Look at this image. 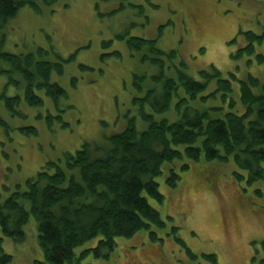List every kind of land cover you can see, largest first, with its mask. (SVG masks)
<instances>
[{"label":"rangeland","instance_id":"rangeland-1","mask_svg":"<svg viewBox=\"0 0 264 264\" xmlns=\"http://www.w3.org/2000/svg\"><path fill=\"white\" fill-rule=\"evenodd\" d=\"M37 4L41 13L24 7L0 32V55L35 54L43 49L49 53L44 60L51 63H59V57L74 59L62 62L63 74L52 75V82L66 91L67 98L57 107L39 92L44 105L38 108L25 103L23 89L9 83L5 72L10 68L0 62V97L5 94L22 100L17 115H11L0 101V116L8 125L7 129L0 127V193L4 199L47 164L63 161L65 153H75L86 143L105 144L112 135L125 131L130 119H136L140 131L148 127L133 103L144 96L137 93L134 77H150L158 69L143 63L141 54L131 53L127 40L132 37L157 40L159 49L176 51L187 65V74L197 80H201L199 72L214 66L227 79L235 74L239 81L253 76L264 82V65L258 64L255 55L234 58L248 45L246 32L264 36V0H57L52 5ZM105 43L111 45L105 48ZM115 52L120 53L119 58L110 56ZM256 54L264 55V42L256 45ZM216 86L212 82L206 94ZM240 98L239 82L234 81L229 101L236 102L238 114L246 110ZM220 101L190 105L204 110ZM49 115L61 116L68 127L58 120L49 127ZM154 116L158 121L179 119L174 108ZM26 128H35L38 134L22 133ZM180 166L176 165L181 176L176 188L167 185L166 167L157 179L163 204L149 199L166 226H153L132 239H116V248L107 260L89 256L82 264H213L204 259L211 255L217 264H261L264 197L258 190L262 183L248 184L247 172L238 169L232 159L225 163L203 157L198 163L190 162L186 172ZM236 174L244 180L239 181ZM24 231L23 243L0 235V255H11V264L43 261L33 217ZM97 244L98 239L77 249V256Z\"/></svg>","mask_w":264,"mask_h":264},{"label":"trees","instance_id":"trees-1","mask_svg":"<svg viewBox=\"0 0 264 264\" xmlns=\"http://www.w3.org/2000/svg\"><path fill=\"white\" fill-rule=\"evenodd\" d=\"M38 1L46 5L57 2L0 0V32L24 7L41 13ZM244 35L248 45L234 58L241 60L255 55L258 64L264 65V55L256 54V45L264 42V36L253 32ZM127 44L132 54H141L143 63L158 69L150 77H134L137 93L144 96L136 97L133 103L148 127L140 131L136 119H130L125 131L112 135L105 144L86 143L75 153H65L63 161L47 164L14 191L5 188L10 192L7 198L0 193V235L23 243L26 240L24 228L30 218L38 224V241L44 260L34 264H82L89 256L107 260L116 248V239H132L153 226L164 228L160 213L149 199L163 204L157 179L165 167L169 172L167 185L177 187L181 179L178 163H181L180 171L186 172L190 162L198 163L203 157L207 161L225 163L232 159L238 169L247 172L248 184L262 183L258 195L264 197V82L253 76L239 81L235 74L227 79L214 66L199 72L201 80H197L187 74V65L178 59V53L159 49L157 40L132 37ZM110 45L105 43L104 47ZM46 54L49 53L40 49L35 54L0 55V62L10 68L5 72L9 83L23 89L24 101L31 108L44 105L39 92H44L57 107L67 98L66 91L52 82V75L63 74V63L72 61L74 56L67 61L58 56L60 62L51 63L44 60ZM110 56L119 58L120 53ZM81 69L88 68L81 66ZM214 81L216 89L206 94ZM234 81L239 82L240 101L246 108L242 114L235 113L236 102L229 101ZM1 100L11 115L18 114L22 102L19 96L8 98L3 94ZM219 101L221 104L204 110L190 105L194 102L198 107ZM228 101L229 109L226 108ZM172 108L179 116L177 121L156 120L154 115L166 114ZM54 120L68 127L61 116L50 115L49 127ZM0 127L8 128L1 116ZM21 131L38 134L35 128ZM236 178L244 180L239 174ZM96 239L95 248L85 249L77 256V249ZM151 239H157L154 233ZM178 241L184 245L180 239ZM188 254L196 260L193 253ZM204 259L217 264L214 255L204 256ZM12 260L9 254L0 255V264H11Z\"/></svg>","mask_w":264,"mask_h":264}]
</instances>
